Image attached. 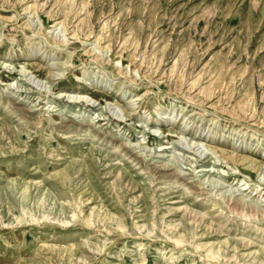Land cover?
Here are the masks:
<instances>
[{"label": "rangeland", "instance_id": "1", "mask_svg": "<svg viewBox=\"0 0 264 264\" xmlns=\"http://www.w3.org/2000/svg\"><path fill=\"white\" fill-rule=\"evenodd\" d=\"M0 264H264V0H0Z\"/></svg>", "mask_w": 264, "mask_h": 264}, {"label": "bare ground", "instance_id": "2", "mask_svg": "<svg viewBox=\"0 0 264 264\" xmlns=\"http://www.w3.org/2000/svg\"><path fill=\"white\" fill-rule=\"evenodd\" d=\"M30 63H24V65H29ZM210 146L211 145H207ZM213 147V146H212ZM215 151V150H214ZM224 159H227L229 162L236 163L237 165L243 167L246 170L257 172L261 168L260 161L250 157L248 155L239 156L237 154H224ZM211 160V159H210ZM209 160V161H210Z\"/></svg>", "mask_w": 264, "mask_h": 264}]
</instances>
